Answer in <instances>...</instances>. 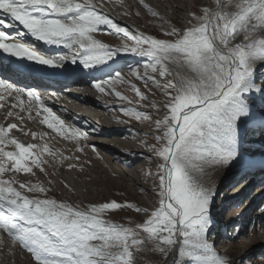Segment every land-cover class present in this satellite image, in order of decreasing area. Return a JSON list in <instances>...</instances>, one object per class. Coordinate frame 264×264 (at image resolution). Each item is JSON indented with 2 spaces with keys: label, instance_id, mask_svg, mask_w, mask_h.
I'll return each instance as SVG.
<instances>
[{
  "label": "snow or ice",
  "instance_id": "snow-or-ice-1",
  "mask_svg": "<svg viewBox=\"0 0 264 264\" xmlns=\"http://www.w3.org/2000/svg\"><path fill=\"white\" fill-rule=\"evenodd\" d=\"M102 7L93 0H0V52L49 67L71 62L84 70L114 63L121 52L146 58L142 72L131 66L129 72L164 97L152 105L163 115L154 120L156 143L148 145L160 161L158 206L149 211L116 200L81 206L49 196L51 189L40 182L20 183L17 189L14 180L3 179L4 173L34 176V169H39L47 174L44 165L48 161L42 157L56 153L47 143H22L11 135L18 125L9 123L0 125V230L30 253L35 264H136V254L145 251L165 258L174 253L173 264H230L210 242L211 208L217 193L206 176L209 168L241 159V123L252 120L264 127V116H257L252 104L255 93L264 101V87L255 84L256 65L264 63V0H215V7L191 13L184 29L163 21L158 12L144 5L163 21L161 28L169 39L122 26ZM101 26L131 43L113 48L101 42L94 36L102 31ZM26 36L63 47L70 58L46 55L34 44L21 42ZM116 84L129 85L141 101L148 99L118 71L108 79H97L93 87L131 105ZM0 89L21 105L26 95L28 107L22 110L29 112V118L35 110L39 118L42 108L46 115L40 123L64 139L76 144L87 139L85 130L65 128L36 90L18 87L6 77H0ZM119 111L137 121L152 120L150 113L136 107L121 105ZM31 135L38 136L36 132ZM8 145L15 150H7ZM125 207L144 213L142 221L125 226L108 219L110 212Z\"/></svg>",
  "mask_w": 264,
  "mask_h": 264
},
{
  "label": "rangeland",
  "instance_id": "rangeland-1",
  "mask_svg": "<svg viewBox=\"0 0 264 264\" xmlns=\"http://www.w3.org/2000/svg\"><path fill=\"white\" fill-rule=\"evenodd\" d=\"M111 1L116 2L115 4L118 6H122L124 12L133 20L135 18L134 21L138 22L140 27L145 29L150 35H159L158 37L160 38L167 37L163 34L161 28L163 21H167L171 25L184 29L189 26L191 13L196 12L199 14L203 7H211V0L176 1L174 2V6L177 8L175 13L166 10L160 11L161 17L164 19L162 21L147 11L144 5H149L150 2L146 0L143 1V4H141L140 0H128L130 7L117 0H106L105 2L93 0L94 3L98 2L99 5L103 4V12L107 14L108 10L104 9V4ZM150 4L148 7L152 9L155 6L156 8L162 6L156 3V1ZM121 20L126 21L129 19L123 17ZM134 21L132 22L135 23ZM164 26L167 27L168 25ZM142 33L149 35L146 32ZM240 39L242 37L238 38L237 42ZM114 42L118 44L116 48L121 47L125 43H131V41L122 36L116 37ZM112 43L113 41L109 44L110 47ZM126 55L121 52L116 60L125 57V60L121 62L130 66L134 65V67L139 68L142 72L146 58L137 55H129L126 57ZM110 62L112 63V61ZM118 65L116 63L114 66ZM114 66L110 69L109 73L101 76L100 79H108L110 74L117 72L118 70L116 69L111 73ZM118 72L124 73L122 76L131 83L136 84L148 99L141 101L129 85L116 84V90L120 91L122 95L127 96L132 101V104L129 105L126 101L119 100L114 93L106 92L101 93V95H105V99L102 100L104 102L107 101L106 103H113L115 105L114 109L110 111H102L96 108L91 109L93 114H97L98 112L107 113L105 114V117H108L107 120L112 121L114 124L116 123L117 126L132 125L134 128L133 133L130 135L126 134L125 137L128 136L125 140L126 142H132V144L140 142L141 146L139 149L144 151L142 154L145 158L143 159L142 157L132 162L134 165L131 164V167L123 162L113 160L107 162L101 159L104 151L99 147L96 148L97 145L95 146L96 150L91 152L93 154L89 156L90 158L87 156L88 153H85V150H78L77 154L79 156L77 155L76 157L78 159H75L71 155H66L64 149H56L53 152L56 155L49 158L48 163L44 165L47 174L41 172L39 169H34V176L29 173L19 174L8 172L12 175V179L16 183L34 184L40 182L45 187L51 189L49 196L81 206L111 200H116L121 203H131L134 206L148 208L149 211L158 206L157 187L159 181L156 173L158 170L157 165L160 161H156L148 145L156 143L152 138V134L155 131L154 120L163 115L162 111H158L152 105L153 103H159L164 100V97L153 85H145L142 80L131 75L129 68H120ZM255 76V79L260 82V84H256L257 87L258 85L264 87V63L260 65L259 62L257 63ZM95 95L99 97V94L95 93ZM252 104L254 113L257 116H264V101H262L259 94H253ZM121 105L132 106L138 110L146 111L150 113L152 120L137 121L128 118L119 111ZM240 127L243 129L242 135L244 136L240 138L241 159L229 166H215L207 170L206 180L214 186L217 193L211 208L212 225L210 227L209 238L217 253H221L219 252L220 250H232V255L230 254L231 257L229 255L228 258L232 259L235 264H264V211H262L264 209V172H258L261 171L259 166L264 168L262 167L264 166V127H261L258 122H253L252 120H245L241 123ZM87 136L99 139V137L94 136L91 132H88ZM105 153L108 157V152ZM69 164H73L75 167L69 168ZM121 171L126 175H123ZM139 174H142L143 177V180L140 182L141 192H138L137 188L133 185V179L139 178ZM65 175L71 176L70 178L73 180L76 179L75 185H71L69 182L67 183ZM123 176L129 180H125ZM242 177L244 179H239ZM65 185L69 187H65ZM69 188L72 190L70 191ZM236 192L241 193L237 194ZM237 209L239 212H237ZM143 218L144 213H137L134 209L127 207L108 214V219L116 223L124 224L125 226H133L135 223L141 222ZM222 233L228 236L227 241L220 239L218 242L217 237L219 238ZM252 233L258 239H254ZM175 259L177 257L174 253H170L166 258L160 253L150 251L136 254V264H173ZM0 264H35V261L30 253L13 242L11 237L0 230Z\"/></svg>",
  "mask_w": 264,
  "mask_h": 264
},
{
  "label": "bare ground",
  "instance_id": "bare-ground-1",
  "mask_svg": "<svg viewBox=\"0 0 264 264\" xmlns=\"http://www.w3.org/2000/svg\"><path fill=\"white\" fill-rule=\"evenodd\" d=\"M117 1L121 2V3H124L125 5L129 6L128 0H117ZM146 1H149L150 3H154V1H156V3H159V5H162L161 7L159 6L160 8L158 6H157L158 8H156L155 5H154L155 7L153 6L154 7L153 10L158 12L160 17H161L162 16L161 12H160L161 10H166L168 12L175 13L177 11L176 10L177 8L174 6V4H175L174 2H176V1L178 2V1H181V0H146ZM210 2H211V7H215V0H211ZM115 3H114V1H111V2H107V3L104 4V9L108 10V15L109 16L114 18V20L116 22H122L121 19L123 17L124 18H131L129 15H127L124 12V8L122 6H118ZM150 3H149V5H151ZM96 4H97L98 7L100 6L98 2H96ZM189 4H190V2H189ZM189 4H188V6H189ZM194 4H196V2H194ZM208 4H209V2H208ZM146 5L149 6L148 4H146ZM102 11H104L103 8H102ZM134 20H135V18H134ZM126 22H130V21L126 20ZM136 23L132 22L134 27H136V29L139 32H145L146 31L145 29L140 27L138 22H136ZM152 36L160 38V37H158L159 35L157 36V35L152 34ZM95 38L97 39V37H95ZM160 39H169V37H164V38H160ZM64 50H67V49H65L63 47L62 48L60 47L59 50L50 51V52L52 54L59 55L60 53L64 52ZM124 60L125 59L116 60L114 63L113 62L111 63L109 61L108 65H105L103 67L100 66L99 70L92 69V71L88 70L87 72L94 73L96 78L100 79L101 76L106 75L107 73H109L110 70H108V69H111L116 63H118L119 65L118 66H114V69H113V71H111V73H113L114 70H116V69L119 71L120 68H129L130 65H127V64L121 62V61H124ZM260 64L261 63L259 62V65ZM131 67H134V65H131ZM46 68L48 70H53V68H56L57 73L58 74H64L65 78L72 77V73L78 72L80 69L84 70L82 68V66H79L78 64H72L71 62L65 63L62 67H49V66H46ZM103 69H104V72H103ZM120 74L123 75L124 73H120ZM36 82L39 83V81H36ZM75 82H76V84L79 85V87L76 88V89H79V90H76L74 92V95H73L75 100L72 101L70 99L71 102L68 105L69 108L68 107L67 108H63V109L59 110L60 111L59 113H56V112H53V113L55 115L59 116L60 119H62L64 121L65 128H68L69 126L77 127V128H80L81 130H85L87 132V134H88V132L93 133L94 136L99 137V139H94V138H91V137L87 136V139L86 140H82L81 144H76L75 141H73L71 139H67L66 140L63 137L59 136L57 133H55L53 130L48 129L46 125L40 123V120L43 118L44 115H46V113L41 112V116L39 118H37L36 124H39L43 128L44 133H47L45 138H47L49 140V142H51L53 144V146H54L53 147V152L56 149L57 150L64 149L66 155H71L73 157H76L78 155L77 154L78 150L81 147H83V150H85V153H88L87 156L89 157L91 154H93L91 152L94 151L92 145H94V146L97 145L96 148L99 147L100 149H102L104 151V153L108 152V154H109L108 157L106 156V153L105 154L103 153V156L101 157V159L106 160L107 162L113 160V161H118V162H121V163L123 162V163H126V165L131 166L132 162L137 161L138 159H140L142 157L144 159L145 157L142 154V153H144V151L142 149H139V147L141 146V143L138 142V143H135V144L133 143L132 144V142H126V140H125V138L128 136L127 135L125 137L126 134L130 135V134L133 133V129L134 128L132 127V125L117 126L116 123L114 124V123H112V121L110 122L109 120H107L108 117L107 118L105 117L106 116L105 114H107L105 112H103V113H101V112L99 113L98 112L97 114H93L92 109H94V108L99 109V110L101 109L102 111H110V110H113L114 107H115V105L113 103H109V102L106 103L107 101L104 102L102 99H105V95H101V93H99L96 89L94 90L93 84L96 81H94V83L91 84V85H84L85 82L82 79H76ZM70 89H75V88H70ZM0 91H3V90L0 89ZM95 93L99 94V97H97L95 95ZM2 125L6 126L4 123ZM242 132H243V129L242 128L239 129V137L240 138L244 137L242 135ZM68 134L70 135V132ZM102 138H104V139H102ZM60 153H59V155H60ZM45 155L46 154H44L43 156H45ZM66 159H67V157H66ZM156 161H157V159H156ZM132 165H134V164H132ZM122 173H123V175H126L124 172H122ZM74 175H75V173H74ZM65 177H63V178L67 179V183L69 182V184L75 185V180L76 179L73 180L72 178H70L71 176L69 177L68 175H65ZM12 178H13L12 175L10 173H8V172L3 174V179L14 180ZM124 179L125 180H129L126 177H124ZM58 180H60V179H58ZM142 180H143L142 174H139V178L133 179V185L137 188L138 192L142 191V189L140 188V186H141L140 182ZM243 186H241V187H243ZM77 191H78V189H77ZM237 212H239L238 209H237ZM252 235H253L254 239H258V238H255L256 235H254L253 233H252ZM234 247H235V245H234ZM219 252H221V250ZM228 252L232 253V250H230ZM229 255L230 254H225L224 256L228 257ZM229 260H230V262H232L231 264H235L232 261V259H229Z\"/></svg>",
  "mask_w": 264,
  "mask_h": 264
}]
</instances>
